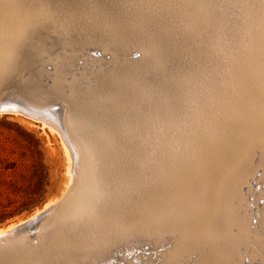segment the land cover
Segmentation results:
<instances>
[{
    "label": "bare ground",
    "instance_id": "6f19581e",
    "mask_svg": "<svg viewBox=\"0 0 264 264\" xmlns=\"http://www.w3.org/2000/svg\"><path fill=\"white\" fill-rule=\"evenodd\" d=\"M240 49L241 98L222 94L217 83L206 85L192 102L180 95L166 103L158 123L146 120V109L133 105L124 82L138 67L147 68V54L138 61L102 66L99 77L85 88L57 75L53 92L66 95L67 102L64 109L54 105L45 120L61 136L67 177L76 188L65 191L58 203L49 199L25 220L0 228V240H5L0 264H90L97 257L110 258L121 241L153 231L171 240L162 264H177L183 252L199 245L206 248L195 264L231 259L233 248L250 232V190L245 194L242 186L250 177L264 181V17L244 36ZM11 107L12 112L19 108L17 103ZM120 165L133 166L130 176L117 178ZM53 203L50 226L42 227L37 244L30 243L26 232ZM263 242L255 251L262 260Z\"/></svg>",
    "mask_w": 264,
    "mask_h": 264
},
{
    "label": "rangeland",
    "instance_id": "374dc122",
    "mask_svg": "<svg viewBox=\"0 0 264 264\" xmlns=\"http://www.w3.org/2000/svg\"><path fill=\"white\" fill-rule=\"evenodd\" d=\"M184 1L0 0V228L25 220L49 199L57 198L58 203L63 194L76 188L67 177L61 136L45 120L54 105L64 109L67 102L66 95L53 92L57 75L64 83L77 81L85 88L99 77L102 66L138 61L147 54V68L138 67L124 82L130 86L128 93L133 105L146 109L149 113L146 120L149 118L153 123H158V112L166 103L180 95L192 102L201 94L199 88L206 85L217 83L215 86L222 94L241 98L244 66L240 45L251 27L264 17V3L262 0ZM106 83L114 87L110 80ZM165 84L166 87L162 86ZM12 103H17V111H11ZM258 151L254 147L256 154ZM133 169L120 165L115 168L116 176H130ZM250 178L242 186L245 194L247 187L250 190L246 196L249 235L233 248L231 259H221L219 264L264 261L255 252L261 240L264 241L260 237L264 236V181ZM55 205L34 219V225L26 232L30 243L37 244L42 227L50 226ZM4 242L0 240V244ZM170 245L166 234L153 231L121 241L110 258L97 257L98 262L94 259L90 264H162V252ZM202 247L183 252L177 264H195L205 251L206 247ZM263 253L264 248L260 249V254Z\"/></svg>",
    "mask_w": 264,
    "mask_h": 264
},
{
    "label": "snow or ice",
    "instance_id": "6c2138e0",
    "mask_svg": "<svg viewBox=\"0 0 264 264\" xmlns=\"http://www.w3.org/2000/svg\"><path fill=\"white\" fill-rule=\"evenodd\" d=\"M262 3H264V0H262Z\"/></svg>",
    "mask_w": 264,
    "mask_h": 264
}]
</instances>
